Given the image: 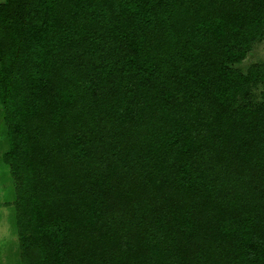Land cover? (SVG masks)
Masks as SVG:
<instances>
[{
    "label": "trees",
    "instance_id": "1",
    "mask_svg": "<svg viewBox=\"0 0 264 264\" xmlns=\"http://www.w3.org/2000/svg\"><path fill=\"white\" fill-rule=\"evenodd\" d=\"M263 32L264 0L0 1L25 264H264Z\"/></svg>",
    "mask_w": 264,
    "mask_h": 264
},
{
    "label": "rangeland",
    "instance_id": "2",
    "mask_svg": "<svg viewBox=\"0 0 264 264\" xmlns=\"http://www.w3.org/2000/svg\"><path fill=\"white\" fill-rule=\"evenodd\" d=\"M233 67L246 75L258 67L264 69V32L251 44L247 56ZM263 93L264 81L256 79L248 83L239 98L256 105L263 100ZM24 156L23 147L14 150L9 142L6 112L0 98V264L27 263L35 241L33 235L39 222L26 214L28 205L21 202L19 192L21 187L29 190L31 184Z\"/></svg>",
    "mask_w": 264,
    "mask_h": 264
}]
</instances>
